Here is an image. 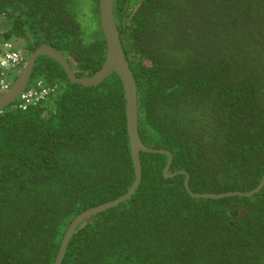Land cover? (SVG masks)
<instances>
[{"label": "trees", "instance_id": "1", "mask_svg": "<svg viewBox=\"0 0 264 264\" xmlns=\"http://www.w3.org/2000/svg\"><path fill=\"white\" fill-rule=\"evenodd\" d=\"M113 16L144 146L166 149L167 173H187L193 193L254 189L264 173V0H114ZM14 39L25 58L54 47L77 77L105 57L98 0H0V53ZM36 81L53 88L46 99L0 108V264H53L72 219L134 180L119 77L82 86L38 55L25 88ZM139 162L133 193L84 219L60 264H264V184L249 196L192 197L184 173L163 176L166 154L139 151Z\"/></svg>", "mask_w": 264, "mask_h": 264}, {"label": "water", "instance_id": "2", "mask_svg": "<svg viewBox=\"0 0 264 264\" xmlns=\"http://www.w3.org/2000/svg\"><path fill=\"white\" fill-rule=\"evenodd\" d=\"M113 1L114 0H98L99 25L105 40L106 50H105V57L103 63L97 72H95L93 75L88 77L75 76L66 58L54 47L42 43L39 46H37L32 52H30L27 60L25 61L19 73L17 74L16 78L13 80L10 87L0 96V108L8 106L9 104L13 103L18 99L20 93L23 91V89L28 83L35 60L38 55H45L57 61L62 66L67 78L71 82H76L78 84H81L82 86H93L100 83L107 76H109L111 73L114 72L119 77L123 87V92L125 96L126 132L128 136V144H129L132 165L134 168L133 183L128 188V190L121 196L113 200L104 202L102 204L96 205L90 209L84 210L72 219V221L69 223L68 227L66 228L64 235L62 236L53 264H60L72 233L74 232L75 228L84 219H86L91 214L102 211L106 208H109L111 206L120 203L121 201L125 200L133 193V191L138 186L141 177L139 151L166 154L167 162L162 170L163 176L170 177L176 173H184L185 174L184 186L187 192L192 197L219 198L229 195L249 196L252 195L257 190H259L264 184V173H263L258 185L254 189L247 192L231 191V192H224L218 194L217 193L196 194L190 190L187 184L188 175L183 170L167 173L169 164L171 162V154L166 149H154L144 146V144L140 141L137 132L136 86L133 76L127 67V63L123 54V49L120 44L119 37L116 31V26L113 16Z\"/></svg>", "mask_w": 264, "mask_h": 264}, {"label": "built area", "instance_id": "3", "mask_svg": "<svg viewBox=\"0 0 264 264\" xmlns=\"http://www.w3.org/2000/svg\"><path fill=\"white\" fill-rule=\"evenodd\" d=\"M0 53V91L4 93L12 84L14 75L25 62V52L16 40L5 41L1 46ZM53 90L51 87L42 85L36 81L33 86L23 89L18 97V107L26 108L48 97Z\"/></svg>", "mask_w": 264, "mask_h": 264}, {"label": "clouds", "instance_id": "4", "mask_svg": "<svg viewBox=\"0 0 264 264\" xmlns=\"http://www.w3.org/2000/svg\"><path fill=\"white\" fill-rule=\"evenodd\" d=\"M15 40V39H14ZM16 42L19 44V42L21 43V41H19V40H16ZM27 58H28V56H27ZM27 58L25 59V61L27 60ZM25 63V62H24ZM24 65V64H23ZM22 65V66H23ZM22 68V67H21ZM20 69V68H19ZM19 69H18V71L16 72L17 74H18V72H19ZM13 82V81H12ZM1 96V95H0Z\"/></svg>", "mask_w": 264, "mask_h": 264}, {"label": "rangeland", "instance_id": "5", "mask_svg": "<svg viewBox=\"0 0 264 264\" xmlns=\"http://www.w3.org/2000/svg\"><path fill=\"white\" fill-rule=\"evenodd\" d=\"M17 44H18V43H17ZM22 44H23V43H20V42H19V45H21V46H22Z\"/></svg>", "mask_w": 264, "mask_h": 264}, {"label": "flooded vegetation", "instance_id": "6", "mask_svg": "<svg viewBox=\"0 0 264 264\" xmlns=\"http://www.w3.org/2000/svg\"><path fill=\"white\" fill-rule=\"evenodd\" d=\"M21 70V68L19 69V71ZM19 73V72H18Z\"/></svg>", "mask_w": 264, "mask_h": 264}]
</instances>
